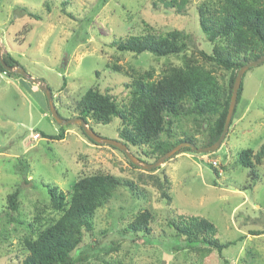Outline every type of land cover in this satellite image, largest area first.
Listing matches in <instances>:
<instances>
[{
  "label": "rangeland",
  "instance_id": "rangeland-1",
  "mask_svg": "<svg viewBox=\"0 0 264 264\" xmlns=\"http://www.w3.org/2000/svg\"><path fill=\"white\" fill-rule=\"evenodd\" d=\"M200 1L189 0L185 11L178 13L161 0H0L1 53H9L30 76L43 79L58 113L71 118L77 99L90 86L109 92L118 102L126 97L123 83L130 78L106 66L114 61L112 56H121L117 62L124 69L129 63L142 68L153 65L156 73L167 59L146 52H117L113 38L139 32L148 23L155 31H191L198 48L209 50L197 22L195 6ZM22 9L40 17H30ZM168 58L179 62L176 56ZM241 81V101L220 147L208 153L173 154L158 166L171 182L172 199L167 203L157 187L138 180V169L122 151L89 142L79 125L66 124L60 140L49 138L59 125L45 107V93L25 77L0 72V264H21L26 255L21 250L23 225L14 231V221H6L19 217L7 209V193L19 187L20 218L28 221L35 206L47 199L44 183L67 193L83 169L111 173L121 178L122 185L97 209L76 264H197L201 258L196 253L174 248L177 232L169 224L184 215L207 218L221 241H233L221 255L211 252L204 257L202 264H222V256L231 264H264V233L251 234L264 231V163L255 166V180L236 163L240 151L257 150L264 142V61L248 68ZM90 122L93 128L87 125L102 137L122 140L118 118L109 124ZM184 129L193 128L186 123ZM35 133L40 137L33 139ZM139 151L133 146L129 150L145 159ZM130 180L136 185L132 190ZM142 208L153 214L149 234H122Z\"/></svg>",
  "mask_w": 264,
  "mask_h": 264
},
{
  "label": "trees",
  "instance_id": "trees-1",
  "mask_svg": "<svg viewBox=\"0 0 264 264\" xmlns=\"http://www.w3.org/2000/svg\"><path fill=\"white\" fill-rule=\"evenodd\" d=\"M161 2L164 7H175L178 13H183L189 0ZM153 4L156 5L155 2ZM195 9L199 29L210 43L209 50L198 48L195 34L191 31L177 28L155 31L148 23H144L143 30L139 32L113 38L117 52L136 55L146 52L157 59H167L160 62L156 73L153 65L142 68L129 63L124 69L117 62L121 56H112L114 61L106 62V66L130 78L123 83L127 88L126 97L118 102L109 92L90 86L77 99L76 114L73 116L81 117L91 128L90 121L109 124L113 118H118L121 142L129 150L132 146L139 147V152L145 157L142 160L147 162H154L182 141H190L198 147L214 143L223 128L236 71L242 64L264 55V0H201ZM22 10L30 17H40ZM170 56L178 57L179 62L176 64L168 58ZM2 59L7 65L17 64L7 52ZM0 72L21 77L20 74L5 71L1 64ZM242 92L241 81L229 126L237 112ZM45 107L48 109L47 104ZM186 123L191 124L192 131L184 129ZM58 125V132L49 135V138L60 140L64 137L66 124ZM77 127L89 142L98 144L88 138L80 126ZM186 151L195 152L184 146L173 156ZM127 162L138 169L137 177L141 183L157 187L160 196L167 203L171 201V182L164 169L156 167L144 171L128 159ZM236 163L247 169L250 180H255L258 177L255 166L264 163V142L257 150L247 147L240 151ZM212 168L218 174L217 169ZM120 185L121 178L99 169L88 173L81 170L67 193L53 183H44L47 199L42 205L35 206V213L28 221L20 218V189L14 187L6 195V207L19 217L10 216L6 221H14V231H17V225H23L25 229L20 236L21 250L26 252L21 264H76L82 258L80 244L93 230L97 209L113 198ZM128 185L132 190V180ZM152 219L149 209H139L121 232L148 235ZM169 225H173L177 232L175 250L196 253L201 258L197 264H202V259L211 252L221 255L223 249L233 243L221 241L214 223L199 215H184ZM263 233L262 230L251 231V234ZM221 260L222 264H231L223 256Z\"/></svg>",
  "mask_w": 264,
  "mask_h": 264
},
{
  "label": "water",
  "instance_id": "water-1",
  "mask_svg": "<svg viewBox=\"0 0 264 264\" xmlns=\"http://www.w3.org/2000/svg\"><path fill=\"white\" fill-rule=\"evenodd\" d=\"M262 61H264V55H262L256 59H253L252 61H249V62L242 64L238 68V70L236 71V74H235V77L233 80V84H232L231 95H230V99H229V104H228L227 113L225 116L223 128H222V131H221L219 137L217 138V140L214 143H212L211 145H208V146L198 147V146L194 145L193 143H191L190 141H182V142L176 144L174 147H172L168 151H166L162 156H160L154 162L148 163V162H145V161L135 157L133 154H131L129 152L127 145H125L123 142L116 140V139H110V138L102 137L101 135L94 132L87 125L85 120H83L81 117H71V118L62 117L58 113V111H57V109L53 103L52 94H51V91L48 88L46 82L41 78H36V77L30 76L29 74H27V72L24 70V68L21 67L19 64H14L12 66L7 65L2 59L1 46H0V64L2 65V67L5 69V71L20 74L22 77H25L29 81L38 85V87L45 93L48 111L56 123L79 125L82 128L84 134L88 138L93 140L95 143L107 144V145H111V146L116 147L117 149H119L120 151H122L124 153L125 157L131 163H133L134 165H136L142 169H145V170H150V169L158 167L161 163H163L164 160L170 158L173 154H175L179 149H181L184 146L190 147L191 149H193L194 151L199 152V153L212 152V151L216 150L218 147H220V144H221L224 136L226 135V132H227L228 127H229V123L231 121V118H232V115L234 112V107H235L236 100H237V92H238V88H239L240 83H241L242 75L248 68L257 65L258 63H260Z\"/></svg>",
  "mask_w": 264,
  "mask_h": 264
},
{
  "label": "built area",
  "instance_id": "built-area-1",
  "mask_svg": "<svg viewBox=\"0 0 264 264\" xmlns=\"http://www.w3.org/2000/svg\"><path fill=\"white\" fill-rule=\"evenodd\" d=\"M39 137H40V136H39L38 133L32 134V138H33V139H37V138H39ZM214 164H215V162H214Z\"/></svg>",
  "mask_w": 264,
  "mask_h": 264
}]
</instances>
